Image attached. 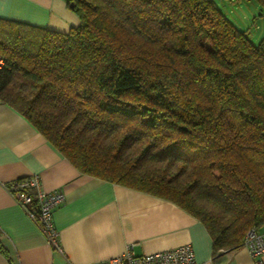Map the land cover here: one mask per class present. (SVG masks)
Instances as JSON below:
<instances>
[{
  "label": "trees",
  "instance_id": "1",
  "mask_svg": "<svg viewBox=\"0 0 264 264\" xmlns=\"http://www.w3.org/2000/svg\"><path fill=\"white\" fill-rule=\"evenodd\" d=\"M70 2L68 32L0 17V100L81 174L198 219L213 258L264 231V37L214 0Z\"/></svg>",
  "mask_w": 264,
  "mask_h": 264
},
{
  "label": "crops",
  "instance_id": "2",
  "mask_svg": "<svg viewBox=\"0 0 264 264\" xmlns=\"http://www.w3.org/2000/svg\"><path fill=\"white\" fill-rule=\"evenodd\" d=\"M0 17L68 32L79 24L67 0H0ZM38 174L62 190L53 212L63 253L53 249L5 184ZM129 243L137 254L190 244L195 264H254L244 246L212 257L202 223L175 203L81 174L22 114L0 100V264H88Z\"/></svg>",
  "mask_w": 264,
  "mask_h": 264
},
{
  "label": "built area",
  "instance_id": "3",
  "mask_svg": "<svg viewBox=\"0 0 264 264\" xmlns=\"http://www.w3.org/2000/svg\"><path fill=\"white\" fill-rule=\"evenodd\" d=\"M3 59L0 57V67ZM7 192L22 208L26 216L36 224L48 244L56 251L63 253L59 243V232L53 224L54 209L64 201L62 190L45 192L41 189L38 174L13 180L5 184ZM254 264H264V231L249 229L243 239ZM192 246L184 244L153 253L137 254L134 244L129 243L120 254L105 260L88 264H195Z\"/></svg>",
  "mask_w": 264,
  "mask_h": 264
},
{
  "label": "rangeland",
  "instance_id": "4",
  "mask_svg": "<svg viewBox=\"0 0 264 264\" xmlns=\"http://www.w3.org/2000/svg\"><path fill=\"white\" fill-rule=\"evenodd\" d=\"M222 13L254 42L264 37V17L256 0H214Z\"/></svg>",
  "mask_w": 264,
  "mask_h": 264
},
{
  "label": "water",
  "instance_id": "5",
  "mask_svg": "<svg viewBox=\"0 0 264 264\" xmlns=\"http://www.w3.org/2000/svg\"><path fill=\"white\" fill-rule=\"evenodd\" d=\"M72 5H73V3H72V2H70L69 6L71 7Z\"/></svg>",
  "mask_w": 264,
  "mask_h": 264
}]
</instances>
